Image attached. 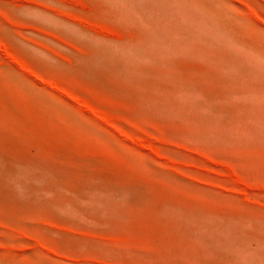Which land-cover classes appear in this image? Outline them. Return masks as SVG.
Instances as JSON below:
<instances>
[{"label":"rangeland","instance_id":"rangeland-1","mask_svg":"<svg viewBox=\"0 0 264 264\" xmlns=\"http://www.w3.org/2000/svg\"><path fill=\"white\" fill-rule=\"evenodd\" d=\"M0 264H264V0H0Z\"/></svg>","mask_w":264,"mask_h":264}]
</instances>
